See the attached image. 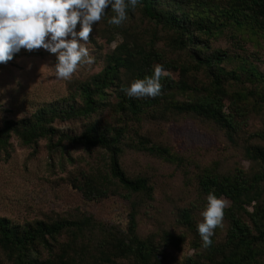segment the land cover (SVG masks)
I'll list each match as a JSON object with an SVG mask.
<instances>
[{"label": "trees", "instance_id": "16d2710c", "mask_svg": "<svg viewBox=\"0 0 264 264\" xmlns=\"http://www.w3.org/2000/svg\"><path fill=\"white\" fill-rule=\"evenodd\" d=\"M114 14L109 9L90 34L91 45L116 43L107 53L98 45L93 75L71 78L65 96L32 106L27 116L1 120L0 161L12 139L21 147L45 141L60 167L74 162L67 145L82 148L94 165L70 171L69 184L93 205L123 200L127 222L90 212L39 211L37 218L35 207L22 220L0 216V264H264V0H141L120 26L108 24ZM21 56L44 54L14 58ZM157 64L168 70L162 94L128 97L122 87ZM255 119L260 128L253 129ZM70 121L80 122V132L56 126ZM174 126L236 146L230 158L248 166L195 163L171 143ZM132 154L176 166L179 201L162 192L172 207L170 230L140 233L138 218L158 204L157 190L154 167L125 164ZM209 192L230 205L203 248L197 224ZM168 248L185 253L182 260L170 261Z\"/></svg>", "mask_w": 264, "mask_h": 264}, {"label": "rangeland", "instance_id": "374dc122", "mask_svg": "<svg viewBox=\"0 0 264 264\" xmlns=\"http://www.w3.org/2000/svg\"><path fill=\"white\" fill-rule=\"evenodd\" d=\"M114 44L116 43L104 45L100 40L96 45L89 44L90 55L94 57L101 54L99 46L104 47L102 53L110 52ZM24 51L27 50H21V52ZM32 51L42 52L44 56H21L0 64V122L3 118L20 119L30 114L32 106L43 101H54L67 94L68 82L55 77L53 68L55 56L43 49ZM96 71L97 66L94 64L83 65L72 78L87 79ZM56 126L77 132L81 130L80 122L74 121L57 123ZM261 126V122L257 120L253 129ZM171 132V143L180 150L181 154L184 152L191 154L195 163L201 166L212 164L214 161L224 164L231 159L232 161L241 159L240 156L230 158L237 151L236 146L227 144L219 138H209L190 129L175 126ZM11 144L9 155L6 159L3 156L0 161V216L6 215L22 220L28 208L35 207L37 218L40 217L39 211L57 212L61 216L90 212L109 223L123 226L126 224L128 209L123 200L112 197L101 204L93 205L85 202L81 194L69 184L67 175L70 171H76L78 167L87 169V166L94 165L93 159L88 157L82 148L72 149L65 144L67 145L66 156L69 154L74 162L65 160L64 167H60L58 158L50 159L49 148L45 141H40L36 147H21L14 139L11 140ZM125 161L127 165L137 162L140 166L150 164L154 167L153 183L157 190L155 198L158 204L155 208L146 210V215L139 216L140 233L149 235L157 231L170 230L174 219L171 213L172 207L167 205L162 192L171 199L179 201L175 195H181L183 188L182 180L177 179L179 177L175 172L176 166L161 164L157 159L143 154L127 155ZM240 163L242 166H248L245 160H240ZM135 169L141 170V167ZM194 171L195 168L192 167L191 172ZM163 175L174 180H164ZM222 198L226 200L225 208H227L230 202L225 197ZM167 250L171 254L170 261L180 262L185 254L172 248Z\"/></svg>", "mask_w": 264, "mask_h": 264}, {"label": "clouds", "instance_id": "9594fccd", "mask_svg": "<svg viewBox=\"0 0 264 264\" xmlns=\"http://www.w3.org/2000/svg\"><path fill=\"white\" fill-rule=\"evenodd\" d=\"M141 0H0V64L11 61L22 49H43L55 56L54 72L58 80H71L83 65H91L90 34L93 26L107 15L115 14L108 24L120 26ZM79 25V28H78ZM119 36V33H117ZM115 47V44L113 45ZM168 74L162 64L151 75L134 79L122 87L132 98H155L162 94L161 78ZM226 200L214 192L197 224L202 247L212 245L218 227H223Z\"/></svg>", "mask_w": 264, "mask_h": 264}]
</instances>
